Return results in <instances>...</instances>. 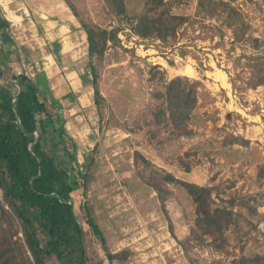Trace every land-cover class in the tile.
Masks as SVG:
<instances>
[{"label":"rangeland","instance_id":"obj_1","mask_svg":"<svg viewBox=\"0 0 264 264\" xmlns=\"http://www.w3.org/2000/svg\"><path fill=\"white\" fill-rule=\"evenodd\" d=\"M0 1L3 6L8 2ZM71 1L85 21L103 27L122 26L118 36L123 47H108L97 65L98 88L104 97L103 117L95 110L91 86H82L79 76L87 60L84 33L74 31L64 39L67 52L61 59L65 71L69 66L79 70L78 78L75 77L81 83L78 91L68 90L65 81V121L74 134L68 132L78 142L79 163L83 164L90 155L94 158L91 165L94 179L87 190L93 214L104 233L107 248L111 252L128 248L131 252L127 261L115 264H230L241 257L264 256V233L256 227L258 220L250 219L239 206L241 199H246L250 205H256L261 217L264 215V88L233 90L228 75L232 72L230 62L226 61L224 51L213 48L209 41L197 40V46H190V53L180 57L178 48L163 47L159 41L134 35L130 20L112 15L104 0ZM8 4L7 13L0 7L3 16L17 28L12 30V36L20 61L12 63L14 71L23 66L35 73L43 71L46 59L32 49L37 43L31 33H40L39 25L36 30L35 24L28 26L22 21L19 28L14 22L19 18L9 16L13 13L10 1ZM194 5L195 0H184L174 10L191 12ZM128 6L129 15L141 9L140 2ZM241 8L250 21L253 35L264 38V8L260 2H242ZM26 48L33 52L27 53ZM191 54L203 63L201 67ZM153 65L158 67L152 69ZM186 65L195 70L193 76L181 74ZM199 68L203 75L199 74ZM151 71H163L166 79L181 75L202 81L204 96L192 113L190 126L195 130L192 136L163 143L151 137L150 110L156 103L151 95L161 84L159 73L153 79ZM81 94H86L82 107L75 102ZM68 102L73 106H66ZM50 112H54L52 108ZM61 113L64 118L62 110ZM225 133L241 135L249 144L228 146L238 152L224 155L220 140ZM92 147L95 151L91 154ZM133 148L141 151L156 168L210 187L215 203L232 210L237 229L226 232L225 250L185 241L192 225L190 202L172 183L147 185L133 165ZM155 186L165 200L166 214ZM97 249L103 258V251ZM91 264H96V260L92 259Z\"/></svg>","mask_w":264,"mask_h":264},{"label":"trees","instance_id":"obj_2","mask_svg":"<svg viewBox=\"0 0 264 264\" xmlns=\"http://www.w3.org/2000/svg\"><path fill=\"white\" fill-rule=\"evenodd\" d=\"M63 1L86 35L87 60L79 76L83 86H91L95 110L103 117L104 97L98 88L97 65L108 47H123L118 36L122 26L103 27L85 21L71 0ZM183 1L104 0V3L112 15L130 20L134 35L159 41L163 47L178 48L180 57L190 53L188 48L196 47L197 40L209 41L213 48L222 49L231 65L232 72L228 75L233 90L264 88V38L253 35L250 21L241 8L242 2L252 0H195L191 12L175 11ZM257 1L264 8V0ZM132 2H140L141 9L129 15L128 5ZM13 25L3 16L0 7V264L127 261L131 253L128 248L111 252L106 246V238L87 197L94 179L91 168L94 158L90 155L83 164L79 163L78 142L64 127L61 105L53 96L49 79L43 71L31 78L14 71L12 63H19L20 55L12 36V30H17ZM26 50L29 54L33 52L30 48ZM51 51L60 63L57 47ZM191 55L199 66L203 64ZM151 72L153 79L156 73L161 78L160 88L151 95L156 100L149 117L151 137L163 143L195 134L190 124L192 113L204 96L202 81L181 75L166 79L163 71ZM198 72L203 75L202 68ZM11 81L18 83L19 91ZM50 108L55 111L50 112ZM233 144L247 146L249 140L225 133L220 140L224 155L233 152L227 148ZM91 149L92 154L95 148ZM132 157L137 174L147 185L172 183L190 202L192 225L185 241L207 243L217 250H225L226 232L236 230L237 222L231 209L215 203L211 188L156 168L136 148ZM155 188L166 214L165 200ZM241 201L239 206L250 219L264 220L256 205H250L246 199ZM97 246L103 251V258ZM230 264H264V256L241 257Z\"/></svg>","mask_w":264,"mask_h":264},{"label":"crops","instance_id":"obj_3","mask_svg":"<svg viewBox=\"0 0 264 264\" xmlns=\"http://www.w3.org/2000/svg\"><path fill=\"white\" fill-rule=\"evenodd\" d=\"M9 1L11 3L10 10L13 13L9 14V16L12 15L19 18L14 21L19 28L22 21H25L27 25L29 24L28 26H30V23L33 25L35 24L36 30H38L37 26L39 25V32L41 34L38 32L31 33L32 37H35L37 43L36 48L32 47V49L46 59L42 70L49 79L53 96L61 105V110L64 115V127L70 131V125L65 121V81H67V85H69L68 90L70 91H78L79 86L81 87V83L75 80V77L78 78L77 71L69 68L65 71V64L61 59L65 57L67 52L64 39L69 38L70 33L74 31L84 32L79 29L78 21L63 0H20L19 2L17 0H8L6 6H3V3L0 1V5L6 13L9 9ZM52 1H54L55 4H53ZM67 9H69L70 13ZM17 10H20V13L16 14ZM7 20L10 21L9 18H7ZM55 43L57 45H55ZM55 47H57L58 50L60 63L51 51ZM84 95L86 94H81V96L79 95L80 97L77 96L75 99V102L78 101L81 107L84 106L83 103L86 100L84 99ZM70 103L71 102L66 103V106L70 105ZM72 106L70 105V107ZM52 110L55 111V109ZM70 132L74 134L73 131Z\"/></svg>","mask_w":264,"mask_h":264},{"label":"built area","instance_id":"obj_4","mask_svg":"<svg viewBox=\"0 0 264 264\" xmlns=\"http://www.w3.org/2000/svg\"><path fill=\"white\" fill-rule=\"evenodd\" d=\"M17 74H22L28 78H31L34 76L35 72L32 69H29L25 66L21 70H18L16 72ZM257 229H259L262 233H264V221H259L256 224Z\"/></svg>","mask_w":264,"mask_h":264},{"label":"bare ground","instance_id":"obj_5","mask_svg":"<svg viewBox=\"0 0 264 264\" xmlns=\"http://www.w3.org/2000/svg\"><path fill=\"white\" fill-rule=\"evenodd\" d=\"M194 73H195V70L189 65L184 66L181 70V74H184L187 76H193Z\"/></svg>","mask_w":264,"mask_h":264},{"label":"water","instance_id":"obj_6","mask_svg":"<svg viewBox=\"0 0 264 264\" xmlns=\"http://www.w3.org/2000/svg\"><path fill=\"white\" fill-rule=\"evenodd\" d=\"M11 82L14 83L18 87V91H19L20 90V87H19L18 83L16 81H11ZM17 122H18V120H17ZM35 134H36V137L38 138L39 137V134H38L37 131H35Z\"/></svg>","mask_w":264,"mask_h":264}]
</instances>
